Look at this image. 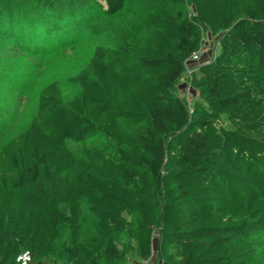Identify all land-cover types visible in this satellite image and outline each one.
Masks as SVG:
<instances>
[{
    "label": "trees",
    "instance_id": "obj_1",
    "mask_svg": "<svg viewBox=\"0 0 264 264\" xmlns=\"http://www.w3.org/2000/svg\"><path fill=\"white\" fill-rule=\"evenodd\" d=\"M130 1L151 0H0L3 55L96 37ZM161 2L0 146V264L21 245L35 264L150 261L153 232L160 264H264V0ZM205 33L219 53L187 77L189 109L178 83Z\"/></svg>",
    "mask_w": 264,
    "mask_h": 264
},
{
    "label": "rangeland",
    "instance_id": "obj_2",
    "mask_svg": "<svg viewBox=\"0 0 264 264\" xmlns=\"http://www.w3.org/2000/svg\"><path fill=\"white\" fill-rule=\"evenodd\" d=\"M185 9L188 14H192L191 8ZM170 11H172V7L165 5L161 0H151L149 3L131 2L116 19L101 20L96 23L97 28L100 30L96 37L94 34L79 37L58 35L60 38H56V40H53V37H48L46 39L48 43L46 54L41 57L31 56L30 54L26 56L22 52L18 56L14 54L3 55L4 49L15 48V46L11 42L0 43V146L27 128L37 110L38 94L46 84L58 81L61 83L64 93L69 95L72 92V87L67 85V79L77 74L86 65L94 46H116L120 38L125 37L126 28L134 19L139 18L142 21L145 16L147 17L150 14ZM127 23L128 25H126ZM130 27L133 28V25ZM87 31L85 33H92V31ZM202 39H204L203 44L209 46L210 51L213 52L216 38H212L209 33H205L202 35ZM214 49L215 54L219 53L218 46H215ZM202 58H205V56ZM5 83L9 85H5ZM178 89L179 96L182 98L190 94L192 101L196 99V93L189 86L187 76L182 77L179 81ZM71 146L73 150H77L76 146ZM8 199L12 203L15 202L21 205L22 199L18 198L17 194H9V196L4 197L1 204L2 210L8 208ZM154 233L156 232H153V235ZM157 241V235L153 236L150 261L147 260L146 263L139 260L132 253L128 254L126 263L160 264L155 260ZM20 248L29 250L24 245H21ZM33 264H35L34 261Z\"/></svg>",
    "mask_w": 264,
    "mask_h": 264
},
{
    "label": "built area",
    "instance_id": "obj_3",
    "mask_svg": "<svg viewBox=\"0 0 264 264\" xmlns=\"http://www.w3.org/2000/svg\"><path fill=\"white\" fill-rule=\"evenodd\" d=\"M210 50L211 49L209 46H207L206 44H202L200 46V48L195 53H193L191 55V57L188 59V61L185 62L186 71H185L184 75L187 77H190V74L193 71L194 65L200 63L203 60V58H202L203 56H205L208 60H209V58L211 59L213 52H211ZM207 59L205 61H208ZM188 89L190 90V88H188ZM183 98H184V101H185L187 107L189 109H191L192 99L190 97V94L185 95ZM156 235H157L156 233H154V235L152 234V238H153V236H156ZM145 262L147 263V260ZM14 263L15 264H33V260H32V256H31L30 251L24 249L21 252H19L15 257Z\"/></svg>",
    "mask_w": 264,
    "mask_h": 264
}]
</instances>
